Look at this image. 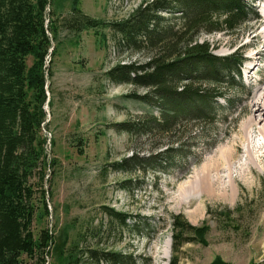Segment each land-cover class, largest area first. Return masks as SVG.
Returning <instances> with one entry per match:
<instances>
[{
    "label": "rangeland",
    "instance_id": "1",
    "mask_svg": "<svg viewBox=\"0 0 264 264\" xmlns=\"http://www.w3.org/2000/svg\"><path fill=\"white\" fill-rule=\"evenodd\" d=\"M74 1L55 0L58 34L47 60L52 74L42 134L51 167L44 201L36 195L33 223L36 237L44 229L53 236L45 264H264V122L258 121L264 113L253 104L264 81V42L258 37L264 0H243L248 20L234 32L198 36L218 56L243 58L235 86L224 74V96L211 99L216 114L184 118L169 131L133 133L126 123L161 114L153 100L149 105L130 96L148 88L110 76L118 64L147 61L146 53L119 45L114 24L152 0H78L85 14L105 23L80 32L65 26ZM258 50L249 77L250 56ZM205 85L216 92L215 85ZM232 185L237 192H222ZM117 213L127 216L125 226ZM175 220L200 228L184 234L190 240L177 252ZM90 249L97 250L93 258ZM105 252L120 258L106 261Z\"/></svg>",
    "mask_w": 264,
    "mask_h": 264
},
{
    "label": "trees",
    "instance_id": "2",
    "mask_svg": "<svg viewBox=\"0 0 264 264\" xmlns=\"http://www.w3.org/2000/svg\"><path fill=\"white\" fill-rule=\"evenodd\" d=\"M54 3L55 0H0V264H23V256L45 264L53 240L48 229L36 237L33 223L36 195L40 194L39 201H44L46 170L51 167L42 128L47 119V80L52 74L47 60L52 39L58 34ZM249 10L243 0H152L140 5L128 21L114 24L121 36L119 45L146 53L147 61L118 64L110 76L117 83L148 88L144 95L135 92L130 96L149 105L153 100L161 114L148 122L126 123L125 129L131 133L169 131L184 118L214 116L211 99L224 96V74L235 86L234 76L240 74L243 58L235 54L218 56L209 43L197 39L203 31L234 32L248 20ZM70 12L72 15L65 21L70 30L80 32L105 24L85 14L78 0ZM252 15L259 18L258 12ZM207 82L216 86V92L205 90ZM117 216L125 226L127 216ZM174 230L177 252L190 240L184 234L197 233L200 228L175 220ZM88 252L93 258L97 250ZM70 256L74 257V252ZM38 258L41 262L36 261ZM103 258L111 262L120 257L105 252Z\"/></svg>",
    "mask_w": 264,
    "mask_h": 264
},
{
    "label": "bare ground",
    "instance_id": "3",
    "mask_svg": "<svg viewBox=\"0 0 264 264\" xmlns=\"http://www.w3.org/2000/svg\"><path fill=\"white\" fill-rule=\"evenodd\" d=\"M259 30H260V34L258 35L259 40H262L264 42V22H263L262 26L259 28ZM260 55H261V51H259V50L256 51L255 53L251 54L250 57L252 58V60H254V62H253L252 65H250L249 67H247V74H248L249 77L251 76L250 74L252 73V71L257 66L256 61L260 58ZM259 83H261V84H259L260 87H258L257 92L253 96V99H254L253 104H254V107L256 108L254 111L256 113L259 112V115H261L260 113H264V101L262 100V99H264V81L263 80H260ZM258 96L260 97V99H257L256 98ZM252 119H255V118L252 117ZM258 121L260 123H262V122H264V118H260ZM260 130H261L262 133H264V129H259V131ZM240 175H241L240 177H243V174H240ZM233 181H234V178L232 177L231 178V182H233ZM210 190L213 192V189L212 188H210L209 191ZM222 192L223 193L234 194L235 192H237V190H236V187L232 185L229 189H223ZM168 255H169V253L167 251L165 253V256H168Z\"/></svg>",
    "mask_w": 264,
    "mask_h": 264
}]
</instances>
